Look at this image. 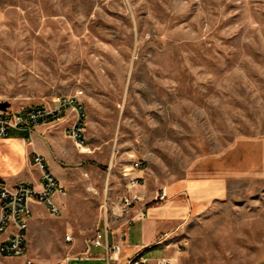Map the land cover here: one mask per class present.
Here are the masks:
<instances>
[{
  "label": "rangeland",
  "instance_id": "374dc122",
  "mask_svg": "<svg viewBox=\"0 0 264 264\" xmlns=\"http://www.w3.org/2000/svg\"><path fill=\"white\" fill-rule=\"evenodd\" d=\"M78 91L70 214L45 220L46 253L24 254L60 261L68 223L114 205L139 161L143 191L233 174L189 240L204 264L264 257V0H0V102L23 112Z\"/></svg>",
  "mask_w": 264,
  "mask_h": 264
},
{
  "label": "crops",
  "instance_id": "0c3cea01",
  "mask_svg": "<svg viewBox=\"0 0 264 264\" xmlns=\"http://www.w3.org/2000/svg\"><path fill=\"white\" fill-rule=\"evenodd\" d=\"M69 120L70 114L67 113L55 121L37 126L30 136L24 131L9 129L8 137L0 138V181L8 187L23 183L38 190L39 171L32 161V155L38 154L44 158L49 171L66 192L65 186L69 184V176L71 173H81L77 166L83 160L82 154L77 153L80 150L74 147L67 136ZM231 175L233 174L225 171L176 180L164 187L166 199L160 202H156L154 198L161 190H142L146 202L144 219L127 227L123 226V219H108L106 241L103 238V201V204L96 206L88 227L84 226L80 217L68 223L65 228L66 235H70L71 240L61 245L60 261L50 263L37 257L31 259L27 256L28 252L22 257H0V264H25L26 259L32 260L33 264H68L72 261L83 264H127L136 257L143 260L142 264H162L163 260H167L166 264H204L203 257L194 251L192 238L189 240L190 227L200 216L206 214L215 202L224 199ZM66 195L61 197L55 194L53 199L60 208L61 215L68 216L71 203L65 199ZM29 207L31 218L26 236L27 246L29 251H32L31 254L37 256L47 252L44 250V223L53 215L36 200H31ZM35 229L39 237L41 236V243L35 250H31ZM9 230L1 234L0 239L4 238ZM165 233L168 238L164 243L154 244L155 239ZM97 236L101 237L100 245L95 246L93 240ZM106 243L120 247V254L110 261L105 259ZM8 260L12 262L8 263ZM253 264H264V257Z\"/></svg>",
  "mask_w": 264,
  "mask_h": 264
},
{
  "label": "built area",
  "instance_id": "2783aa9c",
  "mask_svg": "<svg viewBox=\"0 0 264 264\" xmlns=\"http://www.w3.org/2000/svg\"><path fill=\"white\" fill-rule=\"evenodd\" d=\"M82 92L78 91L70 96L57 98L56 104L52 107H28L23 112L6 109L0 111V138L8 137V130L14 129L24 131L30 136L39 125L55 121L67 113L70 114L67 136L73 142L77 150L86 145L84 136L85 113L81 102ZM32 161L39 171V189L32 185L20 183L8 187L0 181V235L8 229L5 237L0 239V257H22L27 246V230L31 218L29 202L36 200L42 203L48 212L53 216H60V208L56 205L53 197L55 194L63 197L66 195L64 188L49 171L44 158L38 154L32 155ZM143 165L139 161H132L129 168L123 171L124 183L122 193L114 205L103 204L104 232L103 238L106 241L108 233V219H123V226L127 227L135 221L143 220L145 217V198L142 193L143 187ZM108 170V169H107ZM109 171V170H108ZM141 175H137L140 174ZM166 194L159 191L154 200L164 201ZM122 234V233H121ZM168 238V234L158 236L154 244L160 245ZM100 236L93 240L95 246L100 245ZM71 240L70 235H65V241ZM185 245V243H184ZM106 261L116 258L120 254L118 245L106 243ZM140 257L133 258L127 264H142ZM168 263L163 260L162 264ZM25 264H33L32 260L26 259Z\"/></svg>",
  "mask_w": 264,
  "mask_h": 264
},
{
  "label": "water",
  "instance_id": "95a60500",
  "mask_svg": "<svg viewBox=\"0 0 264 264\" xmlns=\"http://www.w3.org/2000/svg\"><path fill=\"white\" fill-rule=\"evenodd\" d=\"M8 108H9V103L0 102V111H5Z\"/></svg>",
  "mask_w": 264,
  "mask_h": 264
}]
</instances>
